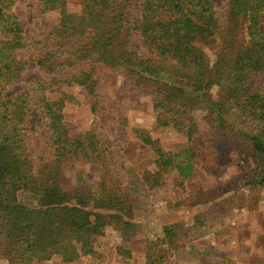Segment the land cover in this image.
I'll use <instances>...</instances> for the list:
<instances>
[{
  "label": "trees",
  "instance_id": "1",
  "mask_svg": "<svg viewBox=\"0 0 264 264\" xmlns=\"http://www.w3.org/2000/svg\"><path fill=\"white\" fill-rule=\"evenodd\" d=\"M66 1L36 0L39 14L57 12L59 20L27 45L15 1L0 0V257L7 264L94 257L92 239L106 226L130 227L118 204L108 202L106 212H114L108 214L97 200L87 209L88 199L63 192L65 168L97 164L110 153L93 131L65 123L63 99L47 96L53 86L82 90L94 100L93 113L97 87L112 71L152 83L156 129L184 135L189 149L197 134L190 116L195 103L204 104L218 127L228 126L229 116L239 117L252 130L247 142L261 167L256 185L264 188V0H228L223 22L213 0H78L77 13L67 12ZM208 42L216 43L213 62L198 47ZM29 64L50 80L29 83L5 98ZM213 88L220 98L211 102L206 96ZM31 109L45 129L35 139L36 154L24 128ZM135 136L156 158L157 171L146 183L150 190L172 168L190 177V162L177 166L157 140L144 131ZM45 150L52 152L48 163L38 156ZM21 192L35 199V207L18 203ZM158 260L148 252L145 264Z\"/></svg>",
  "mask_w": 264,
  "mask_h": 264
},
{
  "label": "rangeland",
  "instance_id": "2",
  "mask_svg": "<svg viewBox=\"0 0 264 264\" xmlns=\"http://www.w3.org/2000/svg\"><path fill=\"white\" fill-rule=\"evenodd\" d=\"M13 11L24 27V42H38L44 30L59 20L57 12L39 14L36 0H14ZM223 22L228 0H213ZM69 13L79 11L78 0H67ZM198 47L214 61L216 43ZM37 80L49 81L34 64L26 66L19 83L9 87L5 98ZM156 85L125 76L115 70L101 81L94 100L76 88L53 86L47 93L51 100L63 99L64 121L78 131H93L110 153L97 163H80L65 168L61 178L63 192L69 197L97 200L102 212L112 201L127 230L116 224L106 226L93 237L94 257H78L71 263L52 258L39 264H145L148 252L158 264H221L212 258L225 259L222 264H264V188L256 185L260 165L253 156L247 137L250 126L241 118L229 116L228 126L218 127L204 104L195 103L190 113L197 134L188 148L184 135L171 129H156V113L150 92ZM264 94V76L260 82ZM218 101L216 88L206 96ZM29 149L37 153V136L45 134L44 123L35 109L24 125ZM144 131L157 140L164 152L175 157L177 166L190 162V177L183 178L172 168L161 174L160 187L146 185L155 168V156L135 136ZM42 160L51 161L52 152L45 150ZM18 203L35 207V199L21 192ZM93 203V204H92ZM88 204L96 206V202ZM113 214L114 212H106ZM117 213V212H115ZM125 213V214H124ZM164 230L170 232L168 235ZM162 243V244H161ZM0 264L7 262L0 257Z\"/></svg>",
  "mask_w": 264,
  "mask_h": 264
},
{
  "label": "crops",
  "instance_id": "3",
  "mask_svg": "<svg viewBox=\"0 0 264 264\" xmlns=\"http://www.w3.org/2000/svg\"><path fill=\"white\" fill-rule=\"evenodd\" d=\"M192 169H193V166H192ZM212 260H217V261H219L221 264H222V263H227V261H226L225 259L220 260L219 258H218V259H217V258H212Z\"/></svg>",
  "mask_w": 264,
  "mask_h": 264
}]
</instances>
